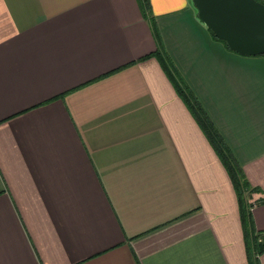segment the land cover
Masks as SVG:
<instances>
[{
  "label": "crops",
  "instance_id": "obj_1",
  "mask_svg": "<svg viewBox=\"0 0 264 264\" xmlns=\"http://www.w3.org/2000/svg\"><path fill=\"white\" fill-rule=\"evenodd\" d=\"M148 1L0 0V264H248L227 168L160 61L140 59L152 21L172 56L188 23L221 41L192 0ZM216 45L202 52L242 91L212 88L205 108L264 230V54Z\"/></svg>",
  "mask_w": 264,
  "mask_h": 264
},
{
  "label": "trees",
  "instance_id": "obj_2",
  "mask_svg": "<svg viewBox=\"0 0 264 264\" xmlns=\"http://www.w3.org/2000/svg\"><path fill=\"white\" fill-rule=\"evenodd\" d=\"M140 1L146 12L147 8H149L150 5L149 1L148 0H140ZM152 25H153L155 37L159 45L155 50L143 55L140 59H147L151 56H154L160 61L164 70L168 74L170 80L176 87L177 92L184 97L191 111L196 117L197 121L199 122V124H201L203 130L207 134L212 145L215 147L218 155L220 156L221 160L223 161L225 167L228 170V173L232 179L239 200L241 217L244 226V236H245L248 264H260L259 257L264 252V230L256 228L252 216L251 207H253V205H255L256 202L251 200L252 199L251 193L255 190L253 187L250 186L244 174L241 163L238 161V159L232 152L230 146L226 144V142L222 138L215 123L207 114V112L204 110L202 104L196 98L195 94L189 89L188 83L186 82L179 68L175 65L171 55L163 45L161 34L159 33V30L154 21H152ZM211 32L215 38L225 42V40L218 38L213 33L212 30ZM225 44L227 45L226 42ZM112 71L114 70L108 71L102 76L107 75ZM94 79L96 78H93L92 80L95 81ZM92 80L80 84L76 88L82 87L84 84L91 83ZM259 201L264 202V198Z\"/></svg>",
  "mask_w": 264,
  "mask_h": 264
},
{
  "label": "water",
  "instance_id": "obj_3",
  "mask_svg": "<svg viewBox=\"0 0 264 264\" xmlns=\"http://www.w3.org/2000/svg\"><path fill=\"white\" fill-rule=\"evenodd\" d=\"M198 16L238 53L264 54V2L261 0H192Z\"/></svg>",
  "mask_w": 264,
  "mask_h": 264
},
{
  "label": "rangeland",
  "instance_id": "obj_4",
  "mask_svg": "<svg viewBox=\"0 0 264 264\" xmlns=\"http://www.w3.org/2000/svg\"><path fill=\"white\" fill-rule=\"evenodd\" d=\"M199 20L201 22H203L200 17H199ZM202 24L204 26H206V28L208 27L204 22ZM185 28H187V29L182 31V36H183V39H184L182 41H183V45L185 47L184 50L186 49L187 52L182 53L180 57H177V56H174V55L172 56L171 54L170 55H171L175 65L179 68L180 72L182 73L183 77L185 78L186 82L188 83L189 89L192 91L191 87H192V84H193L195 86V88L197 89V91H199V94H200L201 97L199 95L197 96V94H196V96H197L198 100L200 101V103L202 104L204 110L207 112L205 106L208 103V107L212 111V109L214 107L212 105H213V101L215 100V98H214V92L215 91H217V95L221 94L222 96H224V94H226V96H229L228 94H230V95H239L242 90H241L240 86H238L236 84L235 85H233V84H224V80L220 79V77L222 75L220 76V74L218 72L223 70L224 62L226 61V59L224 58L225 55L223 53H222L223 57H221L222 54H221V56H219L220 52H216V55H217L216 59L211 60V59H207L206 58V56L208 54L207 52L206 53L202 52V50H203L202 48H205L206 45H208L209 48H210V45L217 46L216 44L220 45L222 43L224 45H226L225 42L220 40L221 42L219 43V42L213 41V39H212L211 43H209V42L207 43L206 42V38L203 35L198 34L197 32L193 31L192 25L190 23H188ZM175 41H177L176 37H175ZM217 49H218V47H217ZM205 54H206V56H205ZM205 60L209 61V70H207L205 65L199 66V69H197L198 73L200 74L199 78H196V76H193L192 72L189 73V71H190L189 67L194 62L200 64V63L204 62ZM185 64L189 66V67H187L189 69L188 73H185L184 72L185 70L183 71V69L182 70L180 69V67L181 68L184 67ZM211 67H214V69L217 70V72H215L214 75H217L219 78H217L216 81L213 80L212 82L211 81L208 82L207 79H209V78H207V77L204 78L203 74L204 73H208L210 71ZM194 71L196 72V70H194ZM233 71H234V69H233ZM213 77H215V76H213ZM212 88H213L214 92L212 91ZM222 96H219V98H218L220 103L218 104L219 105L218 107L215 106V108H217V109L218 108L220 109L222 107V104L224 103V101H223L224 97H222ZM235 98L236 97H233V99H235ZM203 101H204L205 105L203 104ZM207 114L209 115V112H207ZM236 122L238 123V121H236Z\"/></svg>",
  "mask_w": 264,
  "mask_h": 264
}]
</instances>
